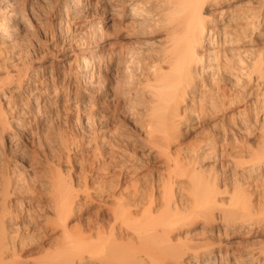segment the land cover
Listing matches in <instances>:
<instances>
[{
	"label": "bare ground",
	"instance_id": "6f19581e",
	"mask_svg": "<svg viewBox=\"0 0 264 264\" xmlns=\"http://www.w3.org/2000/svg\"><path fill=\"white\" fill-rule=\"evenodd\" d=\"M102 5L108 23L126 6L121 17L129 31H157L163 35L145 40L147 49L140 54L123 52L126 68L129 63L133 66L130 73H119V63L111 53L103 89L98 87V64L102 61L101 52L110 53L105 47L111 43L84 55L77 64L78 79H88L89 89L81 96L93 106L100 104L104 116L116 111L121 100L133 103L125 114L132 123L146 127L148 140L159 135L162 145L169 149L178 143V156H172L177 171L169 173L171 183L167 182L169 187L158 200L154 186L146 197L139 183L123 185L131 167L121 164L120 182L105 188L117 202L110 225L92 220L88 226L91 233L77 235L67 224L68 216L61 218L63 238L58 240L53 254L38 264H182L184 257L189 256L206 264H224L227 254L235 256L229 264H264L259 260L263 251L236 255L227 242L223 249L221 239L198 237L196 232L173 237L175 229L199 220L193 208L200 203L197 192L201 184L193 179L206 171L205 164L200 163L214 151V163L223 172L221 184L207 187L210 192L204 197V204L208 211L220 213L226 225L234 226L244 223L248 214H264V155L259 158V166L247 164L254 153L250 141L253 103H260L264 132V0H104ZM88 7L89 0H76L66 5V10L77 19L85 16ZM242 10L248 13L243 14ZM20 21L18 13L11 10L0 21V37L10 40L19 33ZM244 30H248V41ZM202 118L214 121L210 136L201 145L185 147L180 138L184 127ZM0 122L4 145L18 149L20 136L10 137L14 121L7 119L3 109ZM262 138L264 148V133ZM183 151H188L186 163L191 171L178 168ZM170 154L167 153L169 158ZM255 174L260 176L244 181L245 176ZM180 177H189L193 188L186 197L176 194L177 186L186 188ZM58 187L62 188L56 202L60 217L73 209L74 192L68 183ZM193 195L196 199L190 202ZM236 195L244 196V202L236 200ZM261 227L264 230V221ZM77 240L81 245L70 250ZM13 250L1 227L0 264L15 260L17 254Z\"/></svg>",
	"mask_w": 264,
	"mask_h": 264
},
{
	"label": "rangeland",
	"instance_id": "374dc122",
	"mask_svg": "<svg viewBox=\"0 0 264 264\" xmlns=\"http://www.w3.org/2000/svg\"><path fill=\"white\" fill-rule=\"evenodd\" d=\"M73 1L76 0H0V21L11 10L16 11L21 20L19 33L10 40L0 37V111L3 109L7 119L14 121L10 137L17 134L21 141L18 149L6 147L0 122V228L4 229L7 244L17 254L9 264H38L48 259L58 240L63 238L60 219L66 216L68 226L77 235L91 233L88 226L92 220L106 221L110 225L117 202L105 188L120 182L121 164L131 167L123 178V185L139 183L146 197L149 188L154 186L158 200L171 183L169 173L174 174L177 168L172 158L178 156V143L169 149L162 145L159 135L148 140L146 127L132 123V118L125 114L133 104L129 101L121 100L116 111L104 116L100 104L93 106L81 96L89 89L88 79H78L80 59L111 43L105 47L110 53L101 52L102 61L98 64V70H101L98 87L103 89L107 85L106 63L111 53L119 63V73H130L133 66L129 63L126 68L123 52L139 51L140 54L147 49L145 40L163 34L129 31L121 17L126 6L114 16L113 22L108 23L103 14L104 0H89L85 16L74 19L66 10V5ZM218 11L213 14L217 15ZM241 13L248 12L242 10ZM244 31V39L248 41V30ZM251 107H255L250 108V141L254 153L247 164L259 166V158L264 155L263 118L260 103H253ZM233 118L234 115L230 120ZM200 120H192L184 127L180 138L185 147L191 149L201 145V141L210 136L213 119ZM185 152L180 155L178 168L182 166V171H189L186 163L189 155ZM167 153H171L170 158ZM215 155L214 151L208 154L209 157L205 156L200 164H205L206 171L193 179L201 184L197 192L200 203L197 206L194 202L193 208L199 220L175 229L173 237L196 232L198 237L219 238L224 241L223 249L227 242L236 255L263 251L259 260L264 263V230L261 227L264 214H248L244 223L232 226L225 224L220 213L211 214L205 207L208 188H213L216 182L221 184L223 171L214 163ZM180 182L186 188L177 186L176 194L186 197L193 189L190 179L180 177ZM65 183L74 192L73 209L59 217L56 202L62 188L58 186ZM115 192L120 193L118 188ZM146 197L142 200L146 201ZM243 197L236 195L235 198L244 202ZM195 199L193 195L189 201ZM207 218L212 221L207 223ZM80 245L77 240L70 250L75 251ZM225 257L224 264H229L235 256L227 254ZM206 263L194 256L184 257L182 261V264Z\"/></svg>",
	"mask_w": 264,
	"mask_h": 264
}]
</instances>
